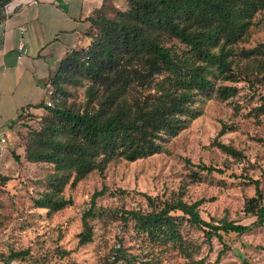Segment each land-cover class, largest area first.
<instances>
[{
    "label": "trees",
    "instance_id": "16d2710c",
    "mask_svg": "<svg viewBox=\"0 0 264 264\" xmlns=\"http://www.w3.org/2000/svg\"><path fill=\"white\" fill-rule=\"evenodd\" d=\"M258 11L264 12V0H123L121 5L103 0L89 16L92 30L87 44L65 51L42 84L44 97L30 105L42 113L39 127L28 134L22 159L51 166L44 189L31 197L33 206L61 208L70 202L60 193L69 179L73 184L91 170L102 171L113 158L131 161L160 151L198 114L193 102L199 94L214 90L221 99L233 95L234 85L213 86L209 75L233 78L231 45L245 34ZM254 50L240 52L249 56ZM64 84L83 86L81 104L66 103ZM217 144L227 153H238L227 144ZM12 155L19 161L18 154L12 151ZM196 166L220 170L209 164ZM8 179L9 175L0 174V185ZM253 183L254 193L243 204L254 215L247 224L203 219L199 199L188 202L177 196L156 203L144 193L150 209L125 210L122 217H129L141 235L158 244H181L175 211L208 234L243 232L264 223L257 179ZM101 193L102 189L91 193L90 205L81 215L79 243L90 239L86 217ZM17 253L10 251L7 258ZM131 257L115 248L106 264H119V259L132 263Z\"/></svg>",
    "mask_w": 264,
    "mask_h": 264
},
{
    "label": "rangeland",
    "instance_id": "374dc122",
    "mask_svg": "<svg viewBox=\"0 0 264 264\" xmlns=\"http://www.w3.org/2000/svg\"><path fill=\"white\" fill-rule=\"evenodd\" d=\"M250 21L231 45L233 78L209 75L213 86L234 85L235 93L225 99L214 90L199 94L193 102L198 114L160 151L131 161L113 158L102 171L91 170L73 184L69 179L60 193L70 202L52 211L31 201L44 189L50 164L17 161L14 175L0 185V264H106L119 247L133 259H119V264H264V223L215 235L175 211L181 244H158L141 235L129 217H122L125 210L150 209L144 193L156 203L177 196L188 202L199 199V215L213 222L247 224L254 219L243 204L254 193L253 179L264 203V12H255ZM252 48L249 56L240 52ZM64 85L66 103L81 104L83 86ZM41 113V108L27 109L12 121L11 145L24 147L30 130L39 127ZM218 142L238 153L221 150ZM197 163L220 170L206 171ZM99 189L102 193L86 217L90 239L79 243L81 215L91 193ZM10 251L19 253L8 259Z\"/></svg>",
    "mask_w": 264,
    "mask_h": 264
},
{
    "label": "crops",
    "instance_id": "0c3cea01",
    "mask_svg": "<svg viewBox=\"0 0 264 264\" xmlns=\"http://www.w3.org/2000/svg\"><path fill=\"white\" fill-rule=\"evenodd\" d=\"M121 5L123 0H107ZM103 0H36L9 6L0 0V174L14 175L22 146L11 145L10 125L22 109L44 97L43 82L70 47L85 45L89 16ZM22 28V32L19 29ZM24 43V52L17 50Z\"/></svg>",
    "mask_w": 264,
    "mask_h": 264
},
{
    "label": "built area",
    "instance_id": "2783aa9c",
    "mask_svg": "<svg viewBox=\"0 0 264 264\" xmlns=\"http://www.w3.org/2000/svg\"><path fill=\"white\" fill-rule=\"evenodd\" d=\"M11 3L9 6H13L15 4H20V3H28V2H35L36 0H10ZM20 32H22V28L19 29ZM17 50L19 51V53L24 52V43L22 40H20L17 44ZM47 104H49V101H46ZM4 141V137H0V142Z\"/></svg>",
    "mask_w": 264,
    "mask_h": 264
}]
</instances>
